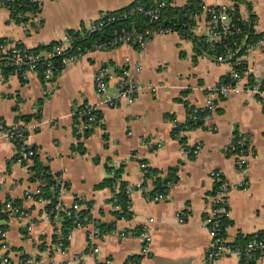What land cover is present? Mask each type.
<instances>
[{"label": "crops", "instance_id": "0c3cea01", "mask_svg": "<svg viewBox=\"0 0 264 264\" xmlns=\"http://www.w3.org/2000/svg\"><path fill=\"white\" fill-rule=\"evenodd\" d=\"M35 1L40 10L29 13V19L21 23L12 20L10 9L0 4V38L29 48L42 47L46 53L45 47L70 31L83 32L103 15L145 0ZM192 1L171 0V6L184 8ZM196 1L235 4L232 0ZM239 8L249 19L255 16V33L264 32V0H245ZM207 26L202 9L192 31L200 37ZM215 54L198 50L192 39L173 32L154 36L142 49L123 44L91 52L77 63L65 62L51 81L35 72L22 79L5 74L0 66V120L13 127L24 123L20 117H32L29 123L37 126L27 130L28 144L53 175H61L70 184L65 205L80 201L93 218L88 227L73 230L64 253L46 250L45 243L55 237L54 225L44 216L47 204L26 198L27 190L39 187L31 179L33 162L20 163L15 145L0 140V215L8 200L19 201L27 212L22 219L8 213L0 216L16 264L29 255L43 259L44 264H99L88 240V231L97 223H115L112 232L95 241L100 258L109 257L112 264H242L236 254L208 260L213 239L207 219L215 207L212 172L220 170L231 185L229 241L264 231V104L249 93L222 99L210 119L186 131L182 145L174 138V124H186L190 109L204 106L208 89L226 80L232 70L231 63L218 61ZM243 61L248 68L245 83L264 81V48L253 49ZM103 66L111 75L108 96L119 92L124 71L147 87L132 102L122 98L114 107L102 103L94 79ZM149 84L159 88L152 91ZM86 104L98 107L100 122L90 134L78 136L79 119L72 111ZM239 137L255 152L244 170L237 167L234 151ZM197 144L202 146L199 153L182 155L183 145ZM141 163L162 174L175 170L177 182L166 199H151L152 185L143 187ZM108 166L123 167L120 177L132 187L129 219L115 216L113 188L98 186L108 177ZM145 225L151 227L153 240L150 255L143 257L138 233ZM2 256L0 252V264ZM253 264H264V259L257 258Z\"/></svg>", "mask_w": 264, "mask_h": 264}, {"label": "built area", "instance_id": "2783aa9c", "mask_svg": "<svg viewBox=\"0 0 264 264\" xmlns=\"http://www.w3.org/2000/svg\"><path fill=\"white\" fill-rule=\"evenodd\" d=\"M0 4L6 6L5 0H0ZM169 4H171V0H156L154 4L149 6L142 4L133 6L128 5L123 7V9H128H120L123 17L135 13H140L147 17L150 26L146 27L144 31L122 28L112 40L94 44L90 47H78L75 51L73 48L74 41L80 37L67 35L64 39L59 40L51 51H46V53L32 51L31 48L21 45L17 41L11 40L0 46V61L5 60V65L11 67L12 74L17 75L22 79H27L30 73H39V68L43 66V79L51 81L54 77L55 71L54 63L51 60L54 56H65V61L67 63H77L87 54L97 50H105L109 49V47L113 48L123 44L142 49L156 35H166L177 32L173 26H167L163 23L157 24L160 21L162 10ZM202 9L203 12L206 13L208 21L207 30L204 34L206 40L210 43L218 42L222 45V52L215 54V58L221 62L231 63L232 70L226 80L208 89L204 106L196 107L189 111L188 121H207L211 118L212 113L220 100L240 93L252 94L258 97L261 103L264 104V81L254 79L253 81L245 83V76L248 74L247 66H244L242 69L235 67L236 64L244 62L243 58L253 49L264 48V32L256 33L258 34L257 37L250 42V33L245 29L246 24L250 23V19L243 14L240 8L236 11L233 6L203 5ZM114 14L115 13H107L96 21H93L83 33L99 29L114 21L116 18ZM234 16H237L236 18L239 22L234 20ZM252 28L254 30L253 24ZM233 59L236 61L233 62ZM110 78L111 75L108 67L103 66L97 71L94 83L97 93L102 97V103L111 107H114L118 100L122 98H126L132 102L136 95L147 87L139 81L132 80L129 72L124 71L118 81L120 86L119 92L114 96H108L106 91L109 87ZM148 87L152 91H156L159 88L157 84H149ZM72 113L79 119V123L76 125L75 129L78 136L85 135L86 129L95 128L99 125L100 116L96 105L86 104L77 110H73ZM179 125V123H175L174 128ZM36 126L37 124L24 122L20 125L13 126L12 128H7L2 120H0V140L7 139L11 141L16 148V160L25 165H28L29 162H33L31 156L35 152L30 149L31 145L27 142V130ZM185 133L186 130L181 129L174 135V138L180 142L181 145V138ZM235 144L237 148V167L240 170H244L249 165L250 160L255 157V152L249 145H247L242 137L235 139ZM201 148V144L189 148L183 145L182 155L186 157L190 153L197 154ZM141 167L145 168L146 164L141 163ZM111 175H114V171L111 172ZM212 176L215 182V207L212 209L211 216L207 219L209 223V233L213 239V247L208 252V260L214 261L218 257L230 254L239 255L242 259V264H253L254 260L257 258L264 259L263 237L255 235L244 245H234L233 242L229 241L227 234L220 235L221 221L219 217L225 216L230 218L231 214L228 202L231 185L225 179L220 170L213 171ZM53 178V189L56 202L51 209L46 208L44 216L54 225L55 237L50 244L45 243V247H47L46 250L51 253H64L68 247V242L71 239L73 230L75 228H86L89 224L82 223L83 220L87 219V216H80L78 214L82 209L80 202L75 201L72 205H65L64 203V195L70 190V184L65 181L61 175H53ZM37 182L39 183V187L34 191L27 190L26 198L34 199L46 204L51 203V200L36 197L42 193L43 186V181L41 179L37 180ZM176 182L169 183V188L171 189ZM243 186L245 187V183H243ZM167 195L168 194L165 193H159L151 199L162 200L166 199ZM3 210L5 214L8 213L15 215L19 219H22L27 215V212L23 210L21 205H15L13 200L6 201ZM64 217H73L74 221H76V225L70 229L67 235H62V223ZM179 219L180 221H183L181 216ZM150 220L153 221L154 219L151 218ZM227 228L228 226H226L224 230L227 231ZM102 236V229L96 225L88 231V240L91 243L90 252L97 258V263L112 264L113 262L111 258L107 257L102 259L99 256L100 247L95 241L101 239ZM138 238L142 244L141 255L143 257L149 256L153 240L151 227L149 225L143 226L138 233ZM0 252L3 253L1 264H16L10 253V246L7 242V231L4 225H0ZM78 258L80 259V257H77V259ZM18 260L20 264H44L43 259L30 255L22 256Z\"/></svg>", "mask_w": 264, "mask_h": 264}, {"label": "trees", "instance_id": "16d2710c", "mask_svg": "<svg viewBox=\"0 0 264 264\" xmlns=\"http://www.w3.org/2000/svg\"><path fill=\"white\" fill-rule=\"evenodd\" d=\"M232 1L235 3L233 7L235 8L236 11H238L240 3L244 2L245 0H232ZM155 2L156 0L136 1L135 3H132L130 6L140 5V4L149 6L151 4H154ZM5 4L7 8H9L11 11V19L17 23L27 21L29 19L28 16L29 13H37V11L40 10V4L38 3V1L35 0H5ZM202 5L203 4H201L199 1L196 0L192 1L189 5H187L184 8L172 7L171 4H169L167 7H165L162 10L160 14V21L157 24L163 23L167 26H173L175 30L179 32L183 37L192 39L195 45L197 46V49L201 50L202 52L210 53L212 51H215L216 54H219L223 50L222 45L220 43L218 42L210 43L206 40L205 35L198 37L192 31V26L194 24L196 15H199L202 12ZM119 11L120 9L111 12L112 14L115 13L114 14L116 16L115 20L104 25L99 29L84 33L82 31L81 32L70 31L69 32L70 36L80 37L76 41H74V47H73L74 51L78 47L81 48H84L86 46L90 47L93 46L94 44L112 40L121 31L122 28L137 29L140 31H144L146 27L150 26L148 24L147 17H145L143 14L135 13L128 15L127 17H123L122 12ZM236 17L237 16H234V20L239 22ZM254 17H255L254 15H251L250 23H247L245 26L246 31L250 33V38H249L250 42L254 40L258 35L254 33V30L252 28V24L254 23L253 21L255 19ZM9 41L11 40L0 38V46L2 44L8 43ZM57 43L58 41H55L51 43L49 46L45 47L46 51H51ZM31 50L35 52H42L41 51L42 47L31 48ZM51 60L54 63V67H55L54 76H55L59 71L62 70L65 64L66 62L65 56L57 55L52 57ZM235 61L236 60L233 59V62ZM5 63H6L5 60L0 61V66L3 69L4 73L12 74L11 67L5 65ZM244 66L245 64L244 62H242L241 64L240 63L236 64L235 67L242 69ZM42 71H43V66H41L38 71L41 78H43ZM191 110L192 109H190V111ZM31 118L32 117L28 115L20 117V119H23L24 122L31 121ZM4 124L6 125L7 128H12V126H8L6 123ZM199 124H202V122L188 121L186 124H180L178 127L174 128V135L181 129H185L187 131L191 127L198 126ZM92 131L93 128L86 129L85 135L90 134ZM185 138L186 136L184 135L181 138V140L184 141ZM234 146H235L234 151H237L236 144ZM30 147H31L30 149L35 151L34 154L31 156L33 160V164L30 167L32 173L31 179L34 181L41 179L43 181L42 193L40 195H37L36 197L37 198L42 197V199L44 198L51 200V203H48L46 205L47 209H51L56 202L55 192L53 189V185H54L53 174L50 172V169L47 166H44L40 162L35 147L32 145ZM107 170H108V177L98 186L100 187V186L108 185L113 188L114 195L112 197V203L116 207V210L114 211L115 216L117 217V219H121V218L129 219L133 215V211L131 210V197H130V190L132 189V187L127 181L123 180L120 177L123 167L117 168V167L108 166ZM112 171H114V175H111ZM174 171H175L174 169H171L168 173L162 174V171L158 168L150 167V166L144 168L145 179L143 181V187H148L149 185H152V189L150 190L149 193L150 197H154L159 193L169 194L170 191L169 183H174L177 180L176 173ZM13 202L15 203V205H20L19 201L17 200ZM78 214L80 216H87V219L82 221V223L84 224L85 223L89 224L93 220L91 216V212L88 208L82 207V209L78 212ZM0 216L1 218L5 217V213H2ZM219 219L221 221L220 235L227 234V231L224 230V228L226 226L231 225L233 221L225 216L219 217ZM75 225H76V221H74L73 217L71 218L64 217L62 223V231H63L62 235H67L70 229L73 228ZM96 226L102 229L103 235L108 232H112L115 229V223H110V224L97 223ZM255 235L264 238V231H259L258 233L247 236L246 238L239 237V239L241 240L235 241L233 243L234 245H244L248 240L253 238Z\"/></svg>", "mask_w": 264, "mask_h": 264}]
</instances>
